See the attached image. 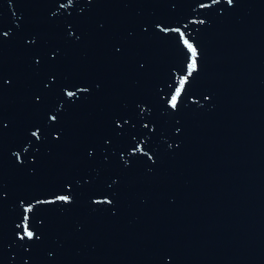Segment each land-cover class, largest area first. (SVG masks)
<instances>
[{
	"label": "water",
	"instance_id": "water-1",
	"mask_svg": "<svg viewBox=\"0 0 264 264\" xmlns=\"http://www.w3.org/2000/svg\"><path fill=\"white\" fill-rule=\"evenodd\" d=\"M0 264H264V0H0Z\"/></svg>",
	"mask_w": 264,
	"mask_h": 264
},
{
	"label": "snow or ice",
	"instance_id": "snow-or-ice-1",
	"mask_svg": "<svg viewBox=\"0 0 264 264\" xmlns=\"http://www.w3.org/2000/svg\"><path fill=\"white\" fill-rule=\"evenodd\" d=\"M30 235V234H29Z\"/></svg>",
	"mask_w": 264,
	"mask_h": 264
}]
</instances>
